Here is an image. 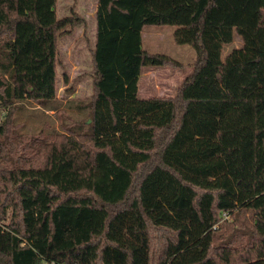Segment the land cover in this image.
I'll use <instances>...</instances> for the list:
<instances>
[{"label":"trees","instance_id":"1","mask_svg":"<svg viewBox=\"0 0 264 264\" xmlns=\"http://www.w3.org/2000/svg\"><path fill=\"white\" fill-rule=\"evenodd\" d=\"M55 6L0 0V264H264V0H97L86 117L19 134L16 102L56 99L58 41L85 26ZM146 25L194 50L172 96H139L143 67L183 66Z\"/></svg>","mask_w":264,"mask_h":264},{"label":"rangeland","instance_id":"2","mask_svg":"<svg viewBox=\"0 0 264 264\" xmlns=\"http://www.w3.org/2000/svg\"><path fill=\"white\" fill-rule=\"evenodd\" d=\"M85 19V26L58 41V65L56 68V99L47 104L24 100L16 102L11 114L12 123L19 134L38 132H64V126L82 121L86 111L80 108L88 104L92 96V63L90 48L94 44L95 10L97 0H56V17L69 14L70 7ZM174 25H146L142 29L141 46L153 53H163L182 63V67L145 66L138 80L139 96H172L176 87L191 71L195 58L193 48L174 41ZM242 41L234 34L233 40L223 45L221 58L234 47H241ZM5 113L0 110V121ZM89 119H87L88 121ZM249 219L241 216L237 222ZM233 217L220 215L215 225L225 226ZM214 227V228H215Z\"/></svg>","mask_w":264,"mask_h":264},{"label":"built area","instance_id":"3","mask_svg":"<svg viewBox=\"0 0 264 264\" xmlns=\"http://www.w3.org/2000/svg\"><path fill=\"white\" fill-rule=\"evenodd\" d=\"M224 215L226 214V215H228L227 213H223Z\"/></svg>","mask_w":264,"mask_h":264},{"label":"crops","instance_id":"4","mask_svg":"<svg viewBox=\"0 0 264 264\" xmlns=\"http://www.w3.org/2000/svg\"><path fill=\"white\" fill-rule=\"evenodd\" d=\"M138 90H139V88H138ZM142 98H145V97H142Z\"/></svg>","mask_w":264,"mask_h":264},{"label":"water","instance_id":"5","mask_svg":"<svg viewBox=\"0 0 264 264\" xmlns=\"http://www.w3.org/2000/svg\"><path fill=\"white\" fill-rule=\"evenodd\" d=\"M90 120H88L87 122H89Z\"/></svg>","mask_w":264,"mask_h":264}]
</instances>
